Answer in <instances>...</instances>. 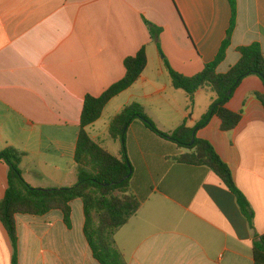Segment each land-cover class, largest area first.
Masks as SVG:
<instances>
[{"label": "crops", "instance_id": "obj_1", "mask_svg": "<svg viewBox=\"0 0 264 264\" xmlns=\"http://www.w3.org/2000/svg\"><path fill=\"white\" fill-rule=\"evenodd\" d=\"M228 0H0V152L26 154L20 165L34 188L72 187L75 149L86 96L100 97L126 74L124 62L145 48L148 65L133 87L105 108L87 128L90 136L120 158L121 143L109 132L124 108L139 103L157 128L171 135L195 127L216 94L197 91L193 101L172 87L167 60L192 77L219 53L230 28ZM161 29L159 44L147 24ZM258 43L264 52V0H237V24L225 60L236 65L239 47ZM257 76L243 80L227 108L239 125L221 129L214 117L197 132L212 144L247 197L253 224L235 195L212 170L176 157L189 153L152 133L140 120L127 131L133 166L130 192L141 207L115 235L127 264H255L253 242L264 235V106ZM9 167L0 161V200ZM19 264H99L84 235L83 203H72V228L60 211L17 215ZM13 247L0 222V264H12Z\"/></svg>", "mask_w": 264, "mask_h": 264}, {"label": "trees", "instance_id": "obj_2", "mask_svg": "<svg viewBox=\"0 0 264 264\" xmlns=\"http://www.w3.org/2000/svg\"><path fill=\"white\" fill-rule=\"evenodd\" d=\"M228 1L232 17L227 37L216 58L206 64L202 72L186 77L176 72L165 60L172 87L184 91L191 102L197 91L203 88L210 89L216 94V99L195 127L183 124L171 135L165 134L147 115L144 106L133 103L113 119L109 129L111 137L120 141L122 145L120 158L102 147L88 133L87 128L99 121L110 101L133 87L146 70L148 59L144 48L136 56L125 60L126 74L121 81L111 86L100 97L86 96L75 149L74 160L78 181L74 186L34 188L24 179L20 168L26 154L14 147H7L0 152V161L9 167L8 188L4 198L0 200V222L12 243V264H19L16 216H45L52 211H60L65 225L71 229L72 203L76 200L83 203L84 235L94 259L99 264H127L123 254L116 247L115 235L141 207V201L130 192L133 166L126 147L127 131L135 120H140L158 137L190 151L176 157L177 162L189 166H204L219 176L235 195L242 213L250 224H253L254 213L247 197L236 186L231 169L210 142L196 137L197 132L205 128L214 117L220 119L222 131L229 132L235 129L241 121V114L227 108L234 92L249 76H257L264 84V52L258 43L239 47L237 49L241 55L239 62L225 74H219L217 71L226 58L237 24V0ZM147 25L151 37L163 54L159 44L161 29L150 23ZM257 97L264 106V94ZM253 255L255 264H264V235L255 238Z\"/></svg>", "mask_w": 264, "mask_h": 264}, {"label": "rangeland", "instance_id": "obj_3", "mask_svg": "<svg viewBox=\"0 0 264 264\" xmlns=\"http://www.w3.org/2000/svg\"><path fill=\"white\" fill-rule=\"evenodd\" d=\"M119 148V145H116L114 143L111 144L110 146V150L113 154H116L117 153V149ZM121 148H122V145H121Z\"/></svg>", "mask_w": 264, "mask_h": 264}]
</instances>
